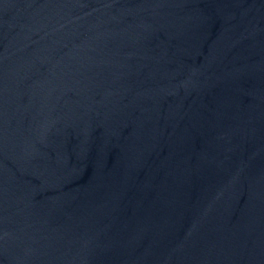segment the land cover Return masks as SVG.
<instances>
[{
    "label": "water",
    "instance_id": "obj_1",
    "mask_svg": "<svg viewBox=\"0 0 264 264\" xmlns=\"http://www.w3.org/2000/svg\"><path fill=\"white\" fill-rule=\"evenodd\" d=\"M0 264H264V0H0Z\"/></svg>",
    "mask_w": 264,
    "mask_h": 264
}]
</instances>
